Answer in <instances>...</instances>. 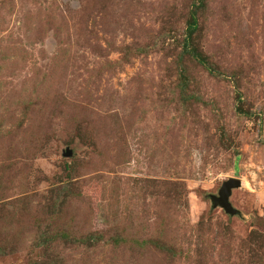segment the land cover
Segmentation results:
<instances>
[{
    "label": "rangeland",
    "instance_id": "obj_1",
    "mask_svg": "<svg viewBox=\"0 0 264 264\" xmlns=\"http://www.w3.org/2000/svg\"><path fill=\"white\" fill-rule=\"evenodd\" d=\"M0 264H264V0H0Z\"/></svg>",
    "mask_w": 264,
    "mask_h": 264
},
{
    "label": "water",
    "instance_id": "obj_2",
    "mask_svg": "<svg viewBox=\"0 0 264 264\" xmlns=\"http://www.w3.org/2000/svg\"><path fill=\"white\" fill-rule=\"evenodd\" d=\"M242 186V181L240 179H229L223 183L219 194L211 196L213 206L215 208H222L225 213L230 216H235L239 214V211L235 209L230 201L233 189L240 188Z\"/></svg>",
    "mask_w": 264,
    "mask_h": 264
},
{
    "label": "trees",
    "instance_id": "obj_3",
    "mask_svg": "<svg viewBox=\"0 0 264 264\" xmlns=\"http://www.w3.org/2000/svg\"><path fill=\"white\" fill-rule=\"evenodd\" d=\"M185 50H187V52L190 53L193 57L197 58L201 63H205V61L201 59L198 54L195 53V48L190 44H185Z\"/></svg>",
    "mask_w": 264,
    "mask_h": 264
}]
</instances>
